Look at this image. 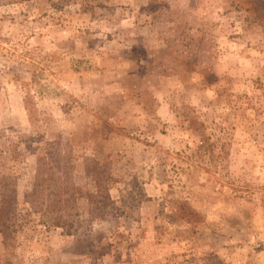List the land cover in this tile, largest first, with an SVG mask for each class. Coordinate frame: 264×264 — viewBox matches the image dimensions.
Returning a JSON list of instances; mask_svg holds the SVG:
<instances>
[{"label":"rangeland","instance_id":"374dc122","mask_svg":"<svg viewBox=\"0 0 264 264\" xmlns=\"http://www.w3.org/2000/svg\"><path fill=\"white\" fill-rule=\"evenodd\" d=\"M0 264H264V0H0Z\"/></svg>","mask_w":264,"mask_h":264},{"label":"trees","instance_id":"16d2710c","mask_svg":"<svg viewBox=\"0 0 264 264\" xmlns=\"http://www.w3.org/2000/svg\"><path fill=\"white\" fill-rule=\"evenodd\" d=\"M55 224H57V225H61L62 224V222L61 221H55ZM68 231H70V230H68Z\"/></svg>","mask_w":264,"mask_h":264}]
</instances>
